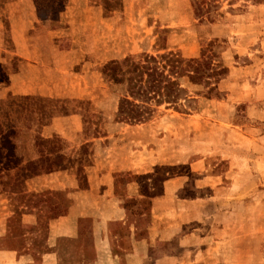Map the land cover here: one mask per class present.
Segmentation results:
<instances>
[{
	"label": "rangeland",
	"instance_id": "obj_1",
	"mask_svg": "<svg viewBox=\"0 0 264 264\" xmlns=\"http://www.w3.org/2000/svg\"><path fill=\"white\" fill-rule=\"evenodd\" d=\"M87 1L92 10L78 9L80 18L61 26L69 36L60 48L72 46L73 53L52 76L67 88L25 99L0 95V122L7 124L6 115L11 121L15 156L38 161L35 137H54L60 152L47 155L48 161L70 168L53 182L69 186L66 191L29 180L13 181L8 193L0 185V212L9 216L12 233L0 248L32 264L50 251L48 223L38 227L35 211V226L16 223L18 202L10 190L47 193L63 214L75 180L83 188L88 175L111 172L131 223L142 230L168 225L174 234L151 247L146 264H264V0H114L110 11L102 0ZM209 42H216L214 59L227 71L211 86L184 84L194 99L190 110L162 105L147 122H118L122 91L103 79L105 63L164 52L197 60ZM161 46L165 50L157 52ZM42 108L50 116L39 120ZM128 192L133 198H125ZM84 245L89 258L88 236ZM68 256L61 258L78 260Z\"/></svg>",
	"mask_w": 264,
	"mask_h": 264
},
{
	"label": "crops",
	"instance_id": "obj_2",
	"mask_svg": "<svg viewBox=\"0 0 264 264\" xmlns=\"http://www.w3.org/2000/svg\"><path fill=\"white\" fill-rule=\"evenodd\" d=\"M93 6L88 5L87 0H0V95L49 96L54 90L66 89L64 81L60 84L54 78L57 68L64 66L66 56L73 53L71 45L68 49L60 48L69 36L61 26L80 18L78 9L81 13V8L90 11ZM55 133L61 132L55 130ZM31 150L35 155V148ZM56 166L57 171L34 177L29 183H48L49 186L44 185L46 189L66 191L69 186L58 187L53 182L66 178L70 168ZM113 180L109 172L108 175H88L87 187L79 188L78 182H73L67 192L72 200L67 213L48 223L51 250L42 257L41 264L60 263L61 252L57 246L60 239L69 242L67 254L78 258L75 264H146L151 247L157 241L174 236H169L168 225L159 229L150 224L142 230L131 223ZM31 189L37 191L35 187ZM129 189L128 183L126 190ZM125 198L131 199L133 194L128 192ZM8 217L0 212V241L12 235ZM20 222L22 227L29 228L35 226L36 217L24 214ZM86 222L87 229L83 227ZM86 236L91 241L89 258L84 245ZM32 263L33 259L17 255L16 251L0 248V264Z\"/></svg>",
	"mask_w": 264,
	"mask_h": 264
},
{
	"label": "trees",
	"instance_id": "obj_3",
	"mask_svg": "<svg viewBox=\"0 0 264 264\" xmlns=\"http://www.w3.org/2000/svg\"><path fill=\"white\" fill-rule=\"evenodd\" d=\"M102 3L105 11L117 7L114 0H102ZM214 48H216V42H209L197 60L184 59L179 53L164 52L159 54L142 53L138 56H128L122 60L105 63L101 69L103 79L107 83L119 87L122 91L116 114L118 122L128 124L147 122L156 109L162 105L182 113L190 110L194 99L189 95L184 84L211 86L218 83L220 76L226 74V68L220 61L214 59L216 57ZM160 50H165V47L161 46L157 52ZM199 94L201 93H196L197 96ZM28 97L30 96L23 98ZM38 101L42 100L38 99ZM2 107L3 104L0 102V111H2ZM44 111V108L38 110L39 120L50 116V112ZM32 116L29 114L30 118ZM5 123L7 124L4 125L3 122H0V185L3 187L4 193H8L6 188L14 185L13 181L21 184L34 177L58 170V167L47 159V155L60 152L57 138L43 139L36 136L35 143L38 148L39 160L22 162L14 153L16 134L13 132V126H10L11 121L7 115ZM13 172L15 173L12 174ZM10 193L16 195L18 202L14 212L17 217L16 223L20 222L22 215L35 211L37 226L46 228L50 220L57 219L66 213L61 214L60 202L58 204L48 202L45 197L47 193L28 194L25 191L14 192L12 190ZM53 195L59 196L61 193L53 192ZM31 197H34L35 200L32 201ZM44 219L46 222L43 225L41 221ZM65 243H68L65 239L57 241V246L62 252L59 264H69V260L61 258L63 253L69 252V247Z\"/></svg>",
	"mask_w": 264,
	"mask_h": 264
}]
</instances>
